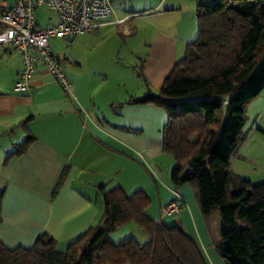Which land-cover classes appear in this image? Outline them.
Here are the masks:
<instances>
[{
    "label": "crops",
    "instance_id": "obj_1",
    "mask_svg": "<svg viewBox=\"0 0 264 264\" xmlns=\"http://www.w3.org/2000/svg\"><path fill=\"white\" fill-rule=\"evenodd\" d=\"M147 2L148 13L135 17L131 27L130 15H114L91 33L50 40L71 84L69 93L41 63L29 89L14 93L21 58L10 47L0 50V242L6 248L29 249L45 234L62 251L100 220L101 187H119L127 196L143 191L150 199L147 216L162 225L170 217L161 215L163 207L177 195L186 204L184 187L170 181L174 160L162 150L166 113L129 101L156 94L197 37V3ZM112 8L114 13L113 3ZM2 12L0 0V17ZM56 22L48 8L36 10L37 26ZM55 40L66 46H54ZM28 137L33 140L25 151L13 155ZM258 177L244 180L264 183V173Z\"/></svg>",
    "mask_w": 264,
    "mask_h": 264
},
{
    "label": "trees",
    "instance_id": "obj_2",
    "mask_svg": "<svg viewBox=\"0 0 264 264\" xmlns=\"http://www.w3.org/2000/svg\"><path fill=\"white\" fill-rule=\"evenodd\" d=\"M196 3V39L156 94L129 103L166 113L162 150L174 160L170 181L177 189L190 187L225 264H264V183L231 171L245 138L246 108L264 90V0H214L210 8ZM100 189L104 212L94 227L62 251L45 234L29 249L0 242V264H206L180 227L157 225L147 216L150 199L143 191L127 196L119 187ZM129 224L148 241H110Z\"/></svg>",
    "mask_w": 264,
    "mask_h": 264
},
{
    "label": "built area",
    "instance_id": "obj_3",
    "mask_svg": "<svg viewBox=\"0 0 264 264\" xmlns=\"http://www.w3.org/2000/svg\"><path fill=\"white\" fill-rule=\"evenodd\" d=\"M3 12L0 17V50L10 47L21 58L22 69L13 84L14 93H25L41 63L53 77L58 87L69 93L71 84L61 60L51 52V39H68L91 33L97 26L113 15L111 0H1ZM210 8L214 0H193ZM41 7L51 10L57 17L55 24L39 27L35 24V12ZM123 24L124 20L117 21ZM177 200L160 210L162 216L179 214L184 200ZM155 224H160V220Z\"/></svg>",
    "mask_w": 264,
    "mask_h": 264
},
{
    "label": "rangeland",
    "instance_id": "obj_4",
    "mask_svg": "<svg viewBox=\"0 0 264 264\" xmlns=\"http://www.w3.org/2000/svg\"><path fill=\"white\" fill-rule=\"evenodd\" d=\"M111 1L114 7V13L111 18L114 15H130L131 17L127 21L129 27L136 23L135 17H138L141 13H148L146 11L149 10L147 0ZM40 13L43 15L44 11L38 12V15ZM49 14L55 18L52 13ZM195 39L196 37H194L193 41ZM56 43H60L64 47L66 46L63 40L53 41L54 46ZM55 51L57 52L58 50ZM60 52H63L62 49ZM128 75L133 80L139 81L131 72ZM243 133L245 138L239 148L238 156L232 160L231 170L243 179L257 182L260 180L258 175L264 173V90L246 108ZM184 190L186 193L184 194L186 204L183 206L182 212L163 218V225L166 227H180L199 247L206 264H225L221 258L223 250L219 240L215 234L211 235L209 233L207 222L202 218L197 208L190 187L185 185ZM127 238H133L137 243L142 245L144 244L143 240L146 239V235L137 226L130 224L127 227L119 229L109 237L110 241L114 244H119Z\"/></svg>",
    "mask_w": 264,
    "mask_h": 264
},
{
    "label": "water",
    "instance_id": "obj_5",
    "mask_svg": "<svg viewBox=\"0 0 264 264\" xmlns=\"http://www.w3.org/2000/svg\"><path fill=\"white\" fill-rule=\"evenodd\" d=\"M181 101H184V99H181Z\"/></svg>",
    "mask_w": 264,
    "mask_h": 264
}]
</instances>
